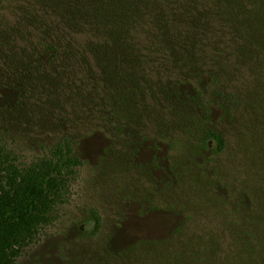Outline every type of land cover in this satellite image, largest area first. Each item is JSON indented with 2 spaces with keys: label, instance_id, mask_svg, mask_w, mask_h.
I'll list each match as a JSON object with an SVG mask.
<instances>
[{
  "label": "trees",
  "instance_id": "16d2710c",
  "mask_svg": "<svg viewBox=\"0 0 264 264\" xmlns=\"http://www.w3.org/2000/svg\"><path fill=\"white\" fill-rule=\"evenodd\" d=\"M26 100L80 133L25 155L1 106ZM85 166L120 187L65 227L62 264H264V0H0V264L56 222ZM153 212L164 235L113 245Z\"/></svg>",
  "mask_w": 264,
  "mask_h": 264
},
{
  "label": "rangeland",
  "instance_id": "374dc122",
  "mask_svg": "<svg viewBox=\"0 0 264 264\" xmlns=\"http://www.w3.org/2000/svg\"><path fill=\"white\" fill-rule=\"evenodd\" d=\"M1 108H3L2 113L6 112L8 116L10 115L9 125H11L13 131L15 130L19 141L18 144L27 156L38 153L41 148V143L48 142L56 134L65 132L69 128L75 129L72 120H68L62 114L54 112L38 104L36 101L26 100L20 109L16 111V114H12L7 107L1 106ZM76 131L80 133L78 130ZM101 144L102 139L100 137H95L87 141L84 140L82 143L83 154L81 157L86 158L91 163L95 162ZM92 180L93 178L89 173V166L78 170V176L73 183L71 191V201L59 208L57 213L58 218L55 223L40 229L36 239L22 250L15 264L63 263V256L67 254V241L79 229L76 226L75 229H71L72 234L65 235V227L71 222H76L80 218H83L86 208L85 204H95L97 202L96 193L98 190L110 191L114 187V190H116V186L117 188L120 187L118 180L110 177H105L101 186L99 182H93ZM118 197L120 199L119 201L123 200V197L120 195ZM205 201L207 204H212L207 200ZM170 225L171 221L169 216L163 212H153L145 216L130 213L122 226L116 229L113 236V245L122 247L141 238L153 239L160 237L164 235ZM83 229L91 230L89 227H83ZM251 242L252 245H256L261 242V239L254 238ZM64 243L66 245L63 247ZM72 249L73 247H69V251H72Z\"/></svg>",
  "mask_w": 264,
  "mask_h": 264
}]
</instances>
